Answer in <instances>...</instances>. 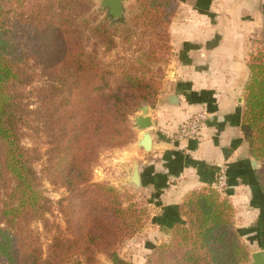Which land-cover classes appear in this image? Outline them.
Wrapping results in <instances>:
<instances>
[{
    "label": "trees",
    "instance_id": "16d2710c",
    "mask_svg": "<svg viewBox=\"0 0 264 264\" xmlns=\"http://www.w3.org/2000/svg\"><path fill=\"white\" fill-rule=\"evenodd\" d=\"M176 10L174 0H134L113 20L99 18L93 0H0V264L94 263L90 243H71L57 230L45 256L31 227L49 212L35 169L41 153L22 145V133L46 134L42 175L51 185L69 193L88 186L99 147L135 142L132 128L123 135L117 122L158 96L156 82L171 54L167 26ZM247 66L243 130L250 156L262 163L264 195V44L256 45ZM85 118L91 126L94 119L95 128H85ZM87 132L99 136L100 146L88 147ZM97 189L114 195L111 188ZM177 211L183 220L145 264L248 263L233 208L214 188L190 192ZM108 259L133 264L113 252Z\"/></svg>",
    "mask_w": 264,
    "mask_h": 264
},
{
    "label": "crops",
    "instance_id": "0c3cea01",
    "mask_svg": "<svg viewBox=\"0 0 264 264\" xmlns=\"http://www.w3.org/2000/svg\"><path fill=\"white\" fill-rule=\"evenodd\" d=\"M174 1L177 10L167 26L170 61L155 102L146 104L148 153L137 147L142 132L133 129L132 160L152 215L148 231L153 244L166 243L183 220L177 209L187 194L213 188L224 166L227 188L219 194L233 208L235 228L248 248L264 250L262 163L249 154L242 122L247 62L264 44V0ZM199 113L208 114L199 138L175 141L166 135Z\"/></svg>",
    "mask_w": 264,
    "mask_h": 264
},
{
    "label": "rangeland",
    "instance_id": "374dc122",
    "mask_svg": "<svg viewBox=\"0 0 264 264\" xmlns=\"http://www.w3.org/2000/svg\"><path fill=\"white\" fill-rule=\"evenodd\" d=\"M93 1L94 12L99 18L108 15L107 9L100 7L99 0ZM133 2L134 0L125 1L123 15ZM110 57L107 56L106 59L109 60ZM167 67L168 65L165 72ZM165 72L156 82L157 87L159 86L158 93L161 91ZM30 104L31 108L37 106L35 99H31ZM93 115L94 113L91 115L92 118ZM90 118H85L83 121V126L88 130L96 126L94 119L92 126L88 124ZM134 118L135 113L131 114L127 121L117 122L118 131L126 135V130L127 134H130L129 128H132L134 133ZM113 131L114 127L112 133ZM103 133L102 130L98 134L101 136V140ZM99 136L93 137L87 132L86 139L90 142L88 147L100 146ZM21 141L24 147L38 149L41 153V162H45L49 146L47 145L48 138L43 131L38 135L24 131ZM97 152V162L91 174L90 184L85 187L80 186L77 191L72 193L62 186L51 185L46 178H43V164H36L35 169L42 178V189L47 199L49 212L42 221L33 223L31 227L40 237L45 256L51 255L50 240L54 231L57 230L68 234L67 239L71 243H90L95 252L93 264H110L108 257L112 252L128 263L145 264L153 249L162 245L163 242L157 245L153 244V234L148 231L152 215L147 203V195L129 184L127 180L132 168L131 160L134 158L133 144L129 143L122 148H110L102 145ZM97 186L111 188L114 192L113 197H110L108 192H100ZM84 236L88 237L83 239ZM248 250L250 253L258 251L254 246L249 247ZM249 262L250 260L247 264Z\"/></svg>",
    "mask_w": 264,
    "mask_h": 264
},
{
    "label": "water",
    "instance_id": "95a60500",
    "mask_svg": "<svg viewBox=\"0 0 264 264\" xmlns=\"http://www.w3.org/2000/svg\"><path fill=\"white\" fill-rule=\"evenodd\" d=\"M100 7L107 9L108 14L113 20L122 18L123 15V4L125 0H99ZM174 96H170V100H174ZM138 115L133 119V129L142 132L141 138L137 141L136 145L141 148L144 152L148 153L151 149V138L148 129L151 126V120L148 117V107L141 105L138 108ZM253 166L255 162H252ZM132 168L128 175V183L134 186L136 189L140 188L138 165L135 160L131 162ZM249 264H264V250L250 253Z\"/></svg>",
    "mask_w": 264,
    "mask_h": 264
},
{
    "label": "built area",
    "instance_id": "2783aa9c",
    "mask_svg": "<svg viewBox=\"0 0 264 264\" xmlns=\"http://www.w3.org/2000/svg\"><path fill=\"white\" fill-rule=\"evenodd\" d=\"M208 114L199 113L189 117L184 122L180 123L172 133L166 135L175 141L193 140L201 136L203 122L207 119ZM213 188L223 194L227 188L226 168H219Z\"/></svg>",
    "mask_w": 264,
    "mask_h": 264
}]
</instances>
